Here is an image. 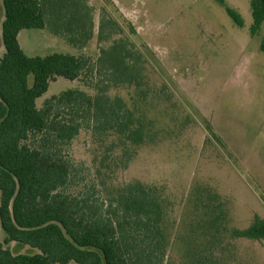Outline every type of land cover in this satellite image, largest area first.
<instances>
[{
    "label": "trees",
    "instance_id": "1",
    "mask_svg": "<svg viewBox=\"0 0 264 264\" xmlns=\"http://www.w3.org/2000/svg\"><path fill=\"white\" fill-rule=\"evenodd\" d=\"M98 40L101 46L96 72L114 85L140 87V55L132 36L137 31L104 0ZM239 27L241 15L217 0ZM4 21L0 56V222L6 239L0 242V264H220L214 249L226 228L227 211L220 196L197 188L193 202L199 218L191 224L183 255L173 260V241L166 199L160 189L135 181L118 187L82 188L72 162L64 155L83 129L117 136L125 151L154 133L151 121L137 115L107 86L96 84L92 96L79 89L53 95L41 109L37 100L58 78L83 79L90 59L84 55L53 53L28 56L19 42L23 30H47L70 46L85 48L94 37L93 8L87 0H2ZM252 35L264 24V0H251ZM264 51V39L261 43ZM99 69V71H98ZM93 70V69H92ZM33 78L30 84V78ZM209 131L213 133L211 127ZM32 141V143H30ZM237 238L264 240V219L234 229ZM38 250L15 255L10 243ZM6 245V246H5Z\"/></svg>",
    "mask_w": 264,
    "mask_h": 264
},
{
    "label": "rangeland",
    "instance_id": "2",
    "mask_svg": "<svg viewBox=\"0 0 264 264\" xmlns=\"http://www.w3.org/2000/svg\"><path fill=\"white\" fill-rule=\"evenodd\" d=\"M111 1L109 12L119 19V10L137 31L132 41L140 55V87L114 85L105 73L96 72L101 46L122 36L99 42L104 0H87L95 28L83 49L47 30H23L19 35L28 56L65 53L90 59L91 70L83 79L60 77L51 82L37 100L39 109L68 89L95 96L100 84L109 87L111 97L123 98L138 116L152 122V137L139 146L130 145L128 151L117 136L81 130L63 147L81 184L72 190L94 185L100 194L105 187L135 181L160 189L173 241L169 256L176 260L186 248L180 238L188 236L202 213L195 209L194 192L198 187L210 189L220 196L228 216L214 249L220 264H264V240L232 235L234 229L250 227L256 216L264 219V24L252 35L251 0H225L241 15L243 27L217 0ZM3 21L0 0V56L5 53ZM6 236L0 222L1 243ZM6 247L15 255L38 252L16 242Z\"/></svg>",
    "mask_w": 264,
    "mask_h": 264
}]
</instances>
